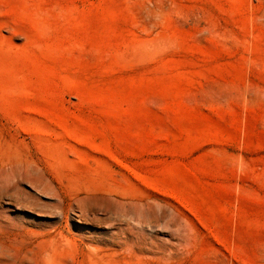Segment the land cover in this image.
<instances>
[{"label":"rangeland","instance_id":"1","mask_svg":"<svg viewBox=\"0 0 264 264\" xmlns=\"http://www.w3.org/2000/svg\"><path fill=\"white\" fill-rule=\"evenodd\" d=\"M0 264H264V0H0Z\"/></svg>","mask_w":264,"mask_h":264}]
</instances>
